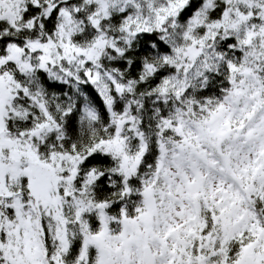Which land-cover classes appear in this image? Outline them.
<instances>
[{"label":"snow or ice","instance_id":"snow-or-ice-1","mask_svg":"<svg viewBox=\"0 0 264 264\" xmlns=\"http://www.w3.org/2000/svg\"><path fill=\"white\" fill-rule=\"evenodd\" d=\"M0 264H264V0H0Z\"/></svg>","mask_w":264,"mask_h":264}]
</instances>
